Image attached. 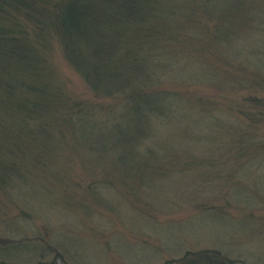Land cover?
<instances>
[{
  "label": "trees",
  "instance_id": "trees-1",
  "mask_svg": "<svg viewBox=\"0 0 264 264\" xmlns=\"http://www.w3.org/2000/svg\"><path fill=\"white\" fill-rule=\"evenodd\" d=\"M55 44L96 103L69 89ZM221 150L243 168L264 155V0H0V211L13 192L21 206L60 193L109 226L122 196L125 226L135 214L148 228L145 215L190 186L153 181ZM7 236L0 264H84L49 232ZM186 254L163 264H260Z\"/></svg>",
  "mask_w": 264,
  "mask_h": 264
},
{
  "label": "rangeland",
  "instance_id": "rangeland-1",
  "mask_svg": "<svg viewBox=\"0 0 264 264\" xmlns=\"http://www.w3.org/2000/svg\"><path fill=\"white\" fill-rule=\"evenodd\" d=\"M53 47L50 54L55 67L62 76L70 78L68 86L74 90V96L83 95L96 103L66 65L58 46ZM194 154L200 164L181 170L169 169V176L153 181L154 185L180 188L179 184L188 183L190 186L184 195L166 196L165 210L145 215L146 226L151 223L148 228H142L135 214L133 230L128 228L130 225L123 226L121 221L105 226L99 216L82 219L76 209L62 205L65 199L59 197L60 193L28 197V203L21 206L22 198L17 200L18 195L13 192L16 206L1 204L0 215L3 211L7 214L0 216V233L10 238L41 241L38 236L44 238L49 232L52 237H59L66 247L65 238L69 237L73 240L71 246L79 252V260L89 264H163L201 249L230 250L232 257L245 256L264 264V155L255 156V162L247 159L243 168L232 159V153L223 150ZM229 156L232 160L226 158ZM36 189L34 194L39 191ZM234 197L246 198L248 203L237 207ZM220 204L221 209L217 206ZM113 205L117 216L120 210L129 207L122 196L116 197ZM111 219L113 221L114 216ZM34 262L35 259L31 261ZM58 264L66 263L59 260Z\"/></svg>",
  "mask_w": 264,
  "mask_h": 264
},
{
  "label": "bare ground",
  "instance_id": "bare-ground-1",
  "mask_svg": "<svg viewBox=\"0 0 264 264\" xmlns=\"http://www.w3.org/2000/svg\"><path fill=\"white\" fill-rule=\"evenodd\" d=\"M129 213V212H128ZM80 215H82L81 216V218L83 219L84 217H86L85 215H86V213H84V214H80ZM119 215H120V217L122 216V214H121V210L119 211ZM130 215V214H129ZM120 217H118L117 218V222H122V224H123V226H125L126 225V222H125V220L123 219V218H120ZM81 219V220H82ZM66 240H65V243H67V244H72L73 243V240L71 239V238H69V237H66L65 238ZM77 255V257H78V255L79 254H76ZM83 261V260H82ZM84 262V264H89V263H87L86 261H83Z\"/></svg>",
  "mask_w": 264,
  "mask_h": 264
}]
</instances>
